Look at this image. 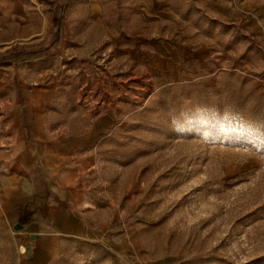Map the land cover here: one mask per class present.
Here are the masks:
<instances>
[{"label":"rangeland","instance_id":"obj_1","mask_svg":"<svg viewBox=\"0 0 264 264\" xmlns=\"http://www.w3.org/2000/svg\"><path fill=\"white\" fill-rule=\"evenodd\" d=\"M42 119L110 126L75 181L104 238L41 264H264V0H0V199ZM28 216L0 201V264Z\"/></svg>","mask_w":264,"mask_h":264},{"label":"crops","instance_id":"obj_2","mask_svg":"<svg viewBox=\"0 0 264 264\" xmlns=\"http://www.w3.org/2000/svg\"><path fill=\"white\" fill-rule=\"evenodd\" d=\"M108 123L101 119L84 133L61 136L50 135L44 119L39 132L30 136L22 122L17 127V173L3 181L0 201L16 220L29 215L24 233L37 237L31 264L52 262L63 244L75 239L99 242L104 238L103 228L89 215L95 208L82 207L75 197V181L84 163L78 152L91 138L102 134ZM36 195L40 203L33 209L29 201Z\"/></svg>","mask_w":264,"mask_h":264},{"label":"water","instance_id":"obj_3","mask_svg":"<svg viewBox=\"0 0 264 264\" xmlns=\"http://www.w3.org/2000/svg\"><path fill=\"white\" fill-rule=\"evenodd\" d=\"M21 227H23V224H21V223H18L17 224V226H16V228H21ZM36 235H32L31 236V240L33 241V242H35L36 241ZM29 249H30V252H32V248L29 246Z\"/></svg>","mask_w":264,"mask_h":264},{"label":"trees","instance_id":"obj_4","mask_svg":"<svg viewBox=\"0 0 264 264\" xmlns=\"http://www.w3.org/2000/svg\"><path fill=\"white\" fill-rule=\"evenodd\" d=\"M37 197H38V195L34 196V197H33V200L36 201ZM31 201H32V200H30L29 205L33 208V205L31 204V203H32Z\"/></svg>","mask_w":264,"mask_h":264},{"label":"bare ground","instance_id":"obj_5","mask_svg":"<svg viewBox=\"0 0 264 264\" xmlns=\"http://www.w3.org/2000/svg\"><path fill=\"white\" fill-rule=\"evenodd\" d=\"M26 248H25V246H22V250H25Z\"/></svg>","mask_w":264,"mask_h":264}]
</instances>
